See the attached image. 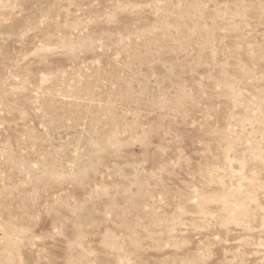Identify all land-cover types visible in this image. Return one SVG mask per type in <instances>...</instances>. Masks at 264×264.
Wrapping results in <instances>:
<instances>
[{"label": "rangeland", "instance_id": "374dc122", "mask_svg": "<svg viewBox=\"0 0 264 264\" xmlns=\"http://www.w3.org/2000/svg\"><path fill=\"white\" fill-rule=\"evenodd\" d=\"M0 264H264V0H0Z\"/></svg>", "mask_w": 264, "mask_h": 264}]
</instances>
